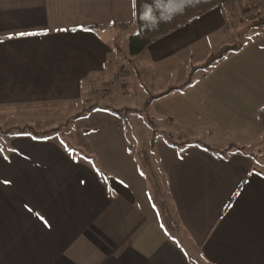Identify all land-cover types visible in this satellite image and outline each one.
I'll return each instance as SVG.
<instances>
[{
	"label": "crops",
	"instance_id": "1",
	"mask_svg": "<svg viewBox=\"0 0 264 264\" xmlns=\"http://www.w3.org/2000/svg\"><path fill=\"white\" fill-rule=\"evenodd\" d=\"M252 5L264 12V0L219 6L131 57L136 0H0V128L14 132L63 125L94 102L131 107L145 87L143 108L243 45L143 115L78 120L109 126L100 145L82 141L80 159L53 137L12 132L0 151V264H264V38L242 41L234 20ZM174 132L177 143L235 147L179 151Z\"/></svg>",
	"mask_w": 264,
	"mask_h": 264
},
{
	"label": "trees",
	"instance_id": "2",
	"mask_svg": "<svg viewBox=\"0 0 264 264\" xmlns=\"http://www.w3.org/2000/svg\"><path fill=\"white\" fill-rule=\"evenodd\" d=\"M243 0H228L222 2L221 0H136V20L135 28L136 32L129 37L128 41V51L131 57L139 56L143 51L154 42L162 39L163 37L171 34L172 32L180 29L181 27L189 24L193 20L207 14L213 9L219 6H237L241 4ZM251 12L259 10L258 6H246ZM244 9V7L240 8ZM251 31H256L255 35L264 38V12H260L259 16L254 18L247 26L243 32V36L250 33ZM242 44L226 45L223 46L218 52L211 54L208 59L199 66H194L188 76L187 81L181 86H172L167 90L152 95L144 104L143 108H115L110 105L103 104H91L85 107L83 110L77 112L71 117V119L65 123V126L88 117L94 112L104 111L109 112L115 116L123 118V120H128V116L131 114L143 113L144 110L149 108L152 103L158 99L165 98L175 92H181L188 89L193 84V76L198 71H207L211 69L214 65L225 59L229 54L238 52L242 49ZM258 119L261 125L264 127V107L258 111ZM63 128L59 127L57 129H52L48 131L38 132L34 130L31 126H25L15 129V135L28 136L35 138L37 140H46L51 138L53 135L61 133ZM155 135L157 137V128H153ZM6 133V132H4ZM172 138H167V141L176 147L179 151L189 146L191 143H197L202 146L208 153L215 157H227L234 145L229 146L225 150H217L210 145L199 139H188L186 138L184 142L175 143L171 140ZM240 149V148H238ZM90 161H92L97 171L100 172L104 177L107 174L100 168L98 160L93 156H86Z\"/></svg>",
	"mask_w": 264,
	"mask_h": 264
},
{
	"label": "rangeland",
	"instance_id": "3",
	"mask_svg": "<svg viewBox=\"0 0 264 264\" xmlns=\"http://www.w3.org/2000/svg\"><path fill=\"white\" fill-rule=\"evenodd\" d=\"M229 8V9H228ZM230 10V7H225L224 8V12L225 14H227ZM231 15V14H229ZM257 16H259V14L255 13V12H249L245 9H239L237 12V16L234 18L235 22H237L238 25H240V27H244V29L247 28L248 24ZM231 17H233L231 15ZM244 32V31H242ZM256 33V31H251L250 33L244 35V37L241 38V40H245V39H250L251 36H249V34L251 33ZM243 36V35H242ZM126 46V44H123V46ZM122 46V47H123ZM159 92V91H158ZM149 93H153L151 92V90H148L145 87H142V89L136 90V98L133 101L134 104H132L131 107L133 108H138V103H142L141 98H145L149 95ZM103 104V105H110V104H106V103H98V102H94L92 104ZM91 105V104H90ZM89 105V106H90ZM141 105V104H140ZM112 106V105H110ZM115 107V106H113ZM116 108V107H115ZM141 108V107H140ZM74 108L71 107L70 110L72 111ZM106 113L109 112H105V114L103 113V115H108ZM142 114L143 113H139ZM104 119H101L100 115L95 114L94 116L90 117L88 120H82L80 122L76 121L72 124H70L68 127L65 126L64 124L62 125L61 123L58 122H52V123H37V124H30V126L36 130L37 128H42V129H57V127H61L63 128L61 130L60 134H56L53 135V140L58 143L59 145H61L64 149H66L69 153H71L75 158L80 159L83 157V154L85 152V150H83L82 148V141L83 143H86L85 145H100L99 142H101L102 139V135L101 132L104 131H108L109 130V126L106 124H102ZM58 127V128H59ZM19 128V127H18ZM16 129V128H15ZM6 132V133H4ZM14 132L12 128L10 127H4V128H0V151L4 152L9 148V135ZM99 132V133H97ZM96 133V134H95ZM180 132H174L171 137H172V141H174L175 143L178 142L177 138L179 136ZM197 134L196 132H188L186 133V135H194ZM8 135V136H6ZM86 135H90V136H86ZM183 137V136H182ZM186 138L183 137L181 139V141L179 142H184ZM105 141H107V139H105ZM109 144L112 142L110 139L108 140ZM84 147V145H83ZM96 158V157H95ZM92 162V161H91Z\"/></svg>",
	"mask_w": 264,
	"mask_h": 264
},
{
	"label": "snow or ice",
	"instance_id": "4",
	"mask_svg": "<svg viewBox=\"0 0 264 264\" xmlns=\"http://www.w3.org/2000/svg\"><path fill=\"white\" fill-rule=\"evenodd\" d=\"M20 35H31L30 33H21Z\"/></svg>",
	"mask_w": 264,
	"mask_h": 264
}]
</instances>
